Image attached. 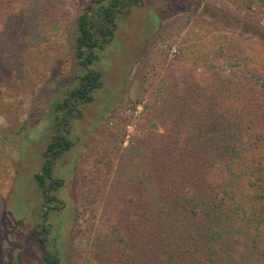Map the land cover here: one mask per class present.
Segmentation results:
<instances>
[{
	"label": "trees",
	"instance_id": "1",
	"mask_svg": "<svg viewBox=\"0 0 264 264\" xmlns=\"http://www.w3.org/2000/svg\"><path fill=\"white\" fill-rule=\"evenodd\" d=\"M11 1L0 0V25L14 23L18 45L44 55L41 45L50 34L43 27L68 18L63 0ZM141 2L96 0L94 11L78 17L74 51L83 72L68 96L52 105L60 113L53 116L56 133L33 175L48 209L59 202L53 195L61 186L54 161L71 146L67 129L76 106L102 86L101 73L90 67L112 41L117 14ZM234 4L231 27L209 41V61L218 67L204 61L200 74L197 64L178 75L166 71V89L153 115L162 133L144 134L137 152L120 160L119 173L104 174L114 178L113 198L117 191L125 194L115 200L125 213L110 216V226L122 228L128 264H264V0ZM3 52L9 49L1 46ZM226 60L237 63L228 73L221 71ZM39 233L43 264H57L46 251V225Z\"/></svg>",
	"mask_w": 264,
	"mask_h": 264
},
{
	"label": "rangeland",
	"instance_id": "2",
	"mask_svg": "<svg viewBox=\"0 0 264 264\" xmlns=\"http://www.w3.org/2000/svg\"><path fill=\"white\" fill-rule=\"evenodd\" d=\"M95 1L61 2L69 15L43 27L50 34L41 45L43 57L18 45L14 23L0 25V47L9 49L0 55V264H43L38 237L45 225L46 251L57 264H128L122 228L110 226V216L125 213L115 201L125 194L117 191L113 198L110 191L117 186L105 175L119 173L120 160L137 152L144 134L162 133L153 115L166 89L165 72L178 75L197 64L200 74L201 63L210 62L209 41L231 27L230 16L238 10L234 0H142L117 14L112 41L90 67L101 73L102 86L76 106L67 129L71 146L54 161L53 176L61 186L53 192L59 202L48 209L33 175L56 133L53 116L60 113L52 105L67 97L82 75L74 51L78 17L94 11ZM199 45L205 51L199 52ZM221 64L225 73L237 66Z\"/></svg>",
	"mask_w": 264,
	"mask_h": 264
}]
</instances>
